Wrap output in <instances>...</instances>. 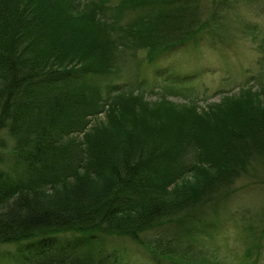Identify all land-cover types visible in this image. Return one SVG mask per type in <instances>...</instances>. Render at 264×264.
Here are the masks:
<instances>
[{"label":"trees","instance_id":"16d2710c","mask_svg":"<svg viewBox=\"0 0 264 264\" xmlns=\"http://www.w3.org/2000/svg\"><path fill=\"white\" fill-rule=\"evenodd\" d=\"M230 1L143 0L149 17L123 29L118 18L79 8L80 0H0V128L17 146L9 168L0 169V245L81 235L20 264H123L105 244L115 238L159 264H219L198 248L200 235L213 232L237 181L264 184L257 179L264 89L250 105H240L242 94L229 116L228 99L211 104V119L201 121L197 103L153 100L124 86L102 96L94 78L111 68L129 35L163 55L189 48L193 28V40L207 42L225 18L216 9ZM160 226L174 230L158 234L166 230Z\"/></svg>","mask_w":264,"mask_h":264},{"label":"rangeland","instance_id":"374dc122","mask_svg":"<svg viewBox=\"0 0 264 264\" xmlns=\"http://www.w3.org/2000/svg\"><path fill=\"white\" fill-rule=\"evenodd\" d=\"M99 2L100 6L98 2L92 6L86 0H80L79 8L91 12L99 10L104 19L118 18V26L123 29L150 15L143 0ZM221 7L222 10L216 9V18H225L219 29L210 33L207 42L193 40L198 35L197 28H193L189 48L179 49L173 54L163 55L159 47L141 45L138 35L128 34V46H123L117 56L110 58L109 70L102 67L101 75L94 78L96 88L102 96L124 86L143 92L153 100L167 97L176 104L197 103V109L205 112L200 114L201 121L211 119L208 108L211 104L223 103L225 99L230 101L227 106L231 109L225 111L226 116L233 112L232 103L242 94L245 96L240 98V105H250L251 95L264 89V0H231ZM206 8L204 6L201 11L205 12ZM118 26L112 30L117 31ZM76 37L89 45L84 34ZM104 38L101 36L100 39L103 41ZM120 38L122 35L118 40ZM97 39L95 37V42ZM165 45L161 47L164 49ZM97 49L98 53L93 49L94 59L103 57V49ZM106 52L109 53V48ZM158 57L161 58L157 61ZM100 119L105 118L101 116ZM212 126L216 128L217 124ZM16 148V142L8 131L0 128V169L9 168L16 158ZM257 167L260 172L257 179L264 182V165L257 163ZM253 181L244 177L233 185L236 187L234 195L219 207V223L213 232L200 235L198 248L217 256L222 261L219 264H264V184L251 187ZM160 227L166 230L158 234L171 235L174 230L171 226ZM80 236L74 232L59 233L29 242L0 245V264H20L23 256L32 255L43 246L58 248L77 242ZM105 244L116 251L123 264H159L145 249L129 239H106ZM182 244L185 246L187 243Z\"/></svg>","mask_w":264,"mask_h":264}]
</instances>
